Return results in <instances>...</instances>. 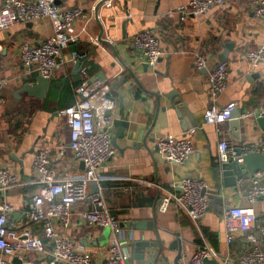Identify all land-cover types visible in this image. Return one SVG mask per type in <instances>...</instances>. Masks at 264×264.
<instances>
[{
    "label": "crops",
    "instance_id": "1",
    "mask_svg": "<svg viewBox=\"0 0 264 264\" xmlns=\"http://www.w3.org/2000/svg\"><path fill=\"white\" fill-rule=\"evenodd\" d=\"M57 1L64 8L83 9L88 19L78 20L73 27L79 40L67 50V67L51 80L43 97L19 92L26 83L36 85L40 77L24 76L19 47L24 41L37 46L49 40L54 34L51 23L39 20L0 32V93L7 101L0 108V167H8L21 183L0 191V205L10 203L14 208L8 225L19 230L29 227L42 235L41 226L28 217L38 190L32 167L36 152L50 150L59 176L84 169L71 148L70 126L60 114L74 104L76 84L82 81L81 71L69 62L71 53H77L91 79L107 82L116 104L110 114L115 154L99 171L100 188L111 215L121 223L120 237L129 264H174L180 251L179 264H188L205 243L238 264L246 245L244 234H237L229 244L221 216L229 207L249 205L251 177L227 187L214 166L222 140L243 146L264 143V127L255 119L256 113L264 117V64L253 65L245 58L247 50L264 46V19L254 15L252 0H232L185 21L179 10L189 0H108L97 14L95 8L101 0ZM3 2L0 0V7ZM143 30L153 31L159 40L162 56L154 67L145 66L143 54L133 47L135 35ZM101 36L106 43L99 42ZM197 55H204L209 67L221 62L228 65L229 86L216 102L209 95L206 72L194 67ZM37 92L41 93L40 88ZM230 102L237 103L236 110L242 111L247 127L231 131L228 121L219 132L217 126L205 122L207 111ZM236 132L241 134L238 142L233 141ZM167 135L192 138L195 151L184 166L167 161L158 152L156 140ZM187 176L202 179L209 187L211 205L198 224L174 205L166 213L158 210L165 191L176 192L171 186ZM254 208L259 216L264 214L263 202L255 203ZM78 211L75 208L68 229L56 224V230L89 252L93 264H104L112 231L89 226ZM136 242L163 245L146 249L141 260V253L131 248ZM177 242L179 247H172ZM47 245L44 255L27 252L21 259L8 260L12 264H49L52 244L48 241Z\"/></svg>",
    "mask_w": 264,
    "mask_h": 264
},
{
    "label": "built area",
    "instance_id": "2",
    "mask_svg": "<svg viewBox=\"0 0 264 264\" xmlns=\"http://www.w3.org/2000/svg\"><path fill=\"white\" fill-rule=\"evenodd\" d=\"M232 0H189L186 7L179 10L182 20L198 18L216 6L230 4ZM254 15L264 19V0L250 2ZM88 19L81 8H64L57 0H4L0 7V32L10 31L20 24L48 20L53 28V36L40 45L28 41L21 43L19 55L27 79L40 76L53 80L67 67L66 52L71 44L78 42L79 35L72 32L76 22ZM133 47L143 54L148 67L157 65L162 52L156 34L143 30L135 35ZM245 58L253 65L264 64V46L247 50ZM81 56L71 53L70 63L77 64ZM194 67L205 71L212 101L228 89V65L221 62L209 67L204 55L195 57ZM82 81L76 86L75 102L61 111L71 129V148L74 156L83 163L84 169L68 176H59L52 165L50 150L44 148L34 154V184L37 192L32 196V208L28 212L29 221L41 226L42 235L31 228L22 230L8 225V216L14 212L10 203L0 205V264H12L8 257L22 258L27 252L38 255L47 253L49 241L52 244L49 264H93L92 255L78 247L66 235L56 230V224L68 229L73 222L75 208L78 216L89 226L110 228L112 237L104 264H129V256L121 242V223L112 216L104 198L99 171L114 156L110 129L111 112L115 102L110 96L109 85L105 80L91 79L87 68L81 69ZM6 98L0 93V108L6 105ZM238 107L230 102L222 108H213L204 115L207 124L217 126L231 120ZM156 148L167 161L184 166L193 155L194 143L190 136H160ZM252 153L264 154V143L243 146L222 140L218 147V163L244 164V159ZM17 176L8 168L0 167V191L19 187ZM96 186L97 190H93ZM176 192L166 190L162 195L158 210L166 213L171 206L188 215L198 224L208 213L211 201L208 184L199 178L184 177L171 186ZM248 206L229 207L224 210L221 221L224 224L226 239L230 244L239 233L244 234L245 248L238 264H264V214L258 215L254 204L264 203V174L251 177L247 190ZM81 208V210H80ZM236 264L231 256H222L208 243L199 247L188 264Z\"/></svg>",
    "mask_w": 264,
    "mask_h": 264
},
{
    "label": "water",
    "instance_id": "3",
    "mask_svg": "<svg viewBox=\"0 0 264 264\" xmlns=\"http://www.w3.org/2000/svg\"><path fill=\"white\" fill-rule=\"evenodd\" d=\"M108 0H101L97 4V7L95 8L96 14L98 13L99 8L104 5ZM99 42L106 43L102 39V36L99 38ZM108 44V43H107ZM83 61L84 59H80L79 62L76 64V68L78 72L81 71L83 67ZM147 66V65H145ZM148 67V66H147ZM146 67V68H147ZM127 71L131 77L135 78V74L131 68H127ZM137 79V78H135ZM38 83L35 84H29L26 83L24 86L20 89V93H27L29 97H43L44 93L47 91L49 86L51 85V81L44 79L42 77L37 78ZM40 88L41 93H38V89ZM170 98V97H169ZM241 110H235L232 113V117L230 120V127L231 131L234 129H237L238 131H241V127H247L249 124L245 123V119L241 118ZM247 114V113H246ZM246 114L244 115L246 117ZM255 119L257 123L264 127V117L260 115V113L255 114ZM247 121V118H246ZM236 138H233V141L238 142V140L241 137L240 132L235 133ZM214 171L216 173H219L220 177L223 178V181L225 185L228 186H235L237 183L244 180L246 177L250 176L253 177L256 173H263L264 174V154L261 153H252L245 157L244 164H238L237 162H230V163H217L214 166ZM142 225H140L138 228H142ZM148 227H151L149 224ZM159 245L162 247L163 243L158 242L157 244L151 243V242H136L131 244L132 251L136 250L137 252L141 253L140 259L143 260L145 258L146 249H150L152 247H156ZM179 247L178 242L174 243L172 247ZM181 251L180 254L177 256V259L175 260L174 264H179V260L181 259ZM208 264H212L210 261H206Z\"/></svg>",
    "mask_w": 264,
    "mask_h": 264
},
{
    "label": "trees",
    "instance_id": "4",
    "mask_svg": "<svg viewBox=\"0 0 264 264\" xmlns=\"http://www.w3.org/2000/svg\"><path fill=\"white\" fill-rule=\"evenodd\" d=\"M81 83V81H79L76 85H79ZM67 87L65 88V92H67Z\"/></svg>",
    "mask_w": 264,
    "mask_h": 264
}]
</instances>
